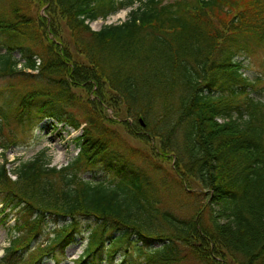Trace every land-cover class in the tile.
<instances>
[{"label": "trees", "instance_id": "16d2710c", "mask_svg": "<svg viewBox=\"0 0 264 264\" xmlns=\"http://www.w3.org/2000/svg\"><path fill=\"white\" fill-rule=\"evenodd\" d=\"M0 1V75L35 86L17 94L16 121L84 123L60 168L44 151L0 164V214L14 221L0 264L59 262L82 219L92 264H264V102L238 58L264 47V0ZM33 2L49 3L50 32L64 20L76 55L27 13ZM129 6L120 23L86 22ZM171 189L177 213L161 207ZM49 220L62 222L32 245Z\"/></svg>", "mask_w": 264, "mask_h": 264}, {"label": "rangeland", "instance_id": "374dc122", "mask_svg": "<svg viewBox=\"0 0 264 264\" xmlns=\"http://www.w3.org/2000/svg\"><path fill=\"white\" fill-rule=\"evenodd\" d=\"M165 1H172V0H165ZM49 4V3H48ZM48 4H41L39 2H33L31 5V8L28 9V14H31V16L36 20L38 15H41L42 17L46 18L47 20H50L49 22H46V30L49 32L48 36L53 41V44H55L59 49L65 48L66 46H69V49L72 53L76 55V52L74 48L71 46V44L68 42V38L65 35V26H64V20L57 19L54 21V28L57 23L58 33H52L50 32L51 25L53 21L51 20V10L50 6ZM0 5H3V2L0 1ZM137 5L134 4V6ZM131 8H124L120 9L114 14L110 15L106 21L102 19H97L94 21H90L89 25L93 30H98L102 24L104 23H118L126 19L127 13ZM56 22V23H55ZM56 31V30H55ZM251 50H248V52H243L242 55H239V59L243 60L246 67L244 68V73L250 78L255 80L254 87L251 92V96L255 98L256 100L264 101V47L262 46H254V47H248ZM4 50H1L3 52ZM34 52H37L36 49H34ZM14 58L20 59V62H23V59L21 58V53L19 50H15L13 52ZM21 66V65H20ZM19 67V65H18ZM31 74H36V71L27 70ZM261 78V79H260ZM19 82V77L16 75H9L4 74L0 75V113L4 112L6 110V104L8 103L9 106H15L17 103L18 95L20 92H22V88L28 89L35 87L31 84H17L15 87L13 85ZM12 84V87H9V85ZM33 86V87H32ZM22 87V88H21ZM107 114L110 118L118 119L117 115H113V111L110 108H107ZM123 111L118 116H123ZM112 116V117H111ZM141 118V117H140ZM129 121V124L133 126V121L130 118H126ZM139 119V118H138ZM121 120V119H120ZM141 120V119H140ZM133 123V124H132ZM124 127L120 126L118 127V131L125 135L123 133ZM80 134V130H72L69 127L65 126L64 124H60L54 119L51 118H44L41 119L39 123L36 124L35 127L28 126L26 124H20L16 122L15 119H11L8 123H5L4 120H0V142H8L15 143L13 147H10L9 150L0 151V163L2 161V152H4V156L8 158L9 162L6 164V168H11L12 163L10 160H12V155L19 156L22 159H29L35 156L38 152L41 150H45L46 154L50 157V165H56L61 166L65 165L68 161H70L77 153L78 148L76 145V137ZM126 138L128 136L125 135ZM129 142L134 143L135 141L132 139H129ZM1 149V148H0ZM137 158H139L137 156ZM173 161V160H172ZM94 173H84L85 177H92ZM159 180L158 178H155L154 181L156 182ZM154 182V183H155ZM190 184L197 189H200V184L195 182H190ZM181 196L180 192L178 190H167L162 191V203L161 207L163 209L167 208L177 213V201L176 196ZM166 198L168 200L166 201ZM179 211H183L184 209L180 206L178 207ZM179 213V212H178ZM57 222V223H61ZM88 222L87 219L80 220L83 233H86L88 229ZM47 225V230L52 229L56 226V222H53L52 220H49ZM13 225V220H5L3 221L0 215V256L3 254V250L9 243V229ZM45 233H48L47 231ZM82 232L77 234L75 240L76 242L72 245H69L64 252V255L58 254V257L61 258V261L58 264H73L74 261H76V258L78 255H83V242L84 239H82ZM42 238H45V236L40 237L39 239L33 243L35 244L37 241L41 240ZM121 259V255L116 256V260ZM99 264H108L106 257L104 254L101 255V257L97 260H95ZM93 260L90 257H84L83 262L81 264H92ZM37 264H55L54 260L49 257H44L39 263ZM76 264V263H74ZM182 264H198V262L194 261L193 258H189L185 260Z\"/></svg>", "mask_w": 264, "mask_h": 264}]
</instances>
